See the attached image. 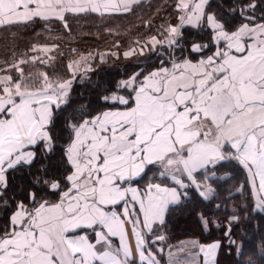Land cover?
<instances>
[{
    "label": "snow or ice",
    "instance_id": "6c2138e0",
    "mask_svg": "<svg viewBox=\"0 0 264 264\" xmlns=\"http://www.w3.org/2000/svg\"><path fill=\"white\" fill-rule=\"evenodd\" d=\"M139 3L0 0V26L34 18L63 21L66 13L129 12ZM208 5L209 0H178L179 23L165 27L163 39L153 35L148 43L153 49L166 43L174 50L181 47L185 26L207 27L216 46L211 55L197 62L173 58L171 67L160 61L142 80L140 72L121 80L118 87L128 89L127 95L101 99L126 107L66 123L58 164L42 165L11 199L12 172L25 167L31 172L41 153L53 158L57 137L51 133L68 101L71 81H49L47 76L34 81L19 68V79L0 76V201L6 212L11 206V228L0 235V264H137V257L138 264H162L151 246L165 241L159 229L170 206L181 204L189 189L209 199L215 192L210 177L230 161L246 170L255 210L264 212V23L241 22L233 30L207 11ZM240 15L255 19L243 9ZM208 48L193 44L189 56ZM50 171L60 175L49 176ZM140 181H145L143 187L132 186ZM120 204L122 212L116 209ZM238 219L231 216L224 232L230 246L236 245L231 223ZM126 224L132 226L134 247ZM220 246V241L198 246L203 264H215Z\"/></svg>",
    "mask_w": 264,
    "mask_h": 264
},
{
    "label": "trees",
    "instance_id": "16d2710c",
    "mask_svg": "<svg viewBox=\"0 0 264 264\" xmlns=\"http://www.w3.org/2000/svg\"><path fill=\"white\" fill-rule=\"evenodd\" d=\"M176 4L177 0H144L133 5L129 12L67 13L63 21L34 19L0 26V74L19 79L22 71L34 81L40 76H47L49 81H71L68 101L62 105V113H57V126L51 133L57 137L54 140L55 151L50 154L53 158L49 160L41 153L31 172L27 167L12 172L9 180L14 193L10 192L9 199L13 194L18 195L42 165L55 167L58 164L63 142L67 139L66 123L90 119L100 112L123 107L114 101L105 103L101 99L104 95H127V89L118 87L121 80L130 78L137 71L141 73L139 78H142L158 67L160 61L169 66L173 58L197 61L201 56L212 53L215 45L210 43L211 30L207 27L193 29L185 26L179 38L181 47L174 50H170L167 44H157L153 49L148 43L153 35L163 39L162 30L178 23ZM251 4L255 5L254 9L247 7ZM231 8L236 9L234 14L229 13ZM241 9L255 19L246 20L240 15ZM206 10L215 12L233 30L241 22L256 24L264 20V0H209ZM196 43L208 44L209 48L202 54L193 53L189 56L192 45ZM43 45L54 46L51 58L45 60L38 57L35 61H27L28 56H34L32 49ZM138 49L141 54H136ZM128 50L133 55L125 57L124 53ZM81 55H87L89 59L81 69L75 70L72 63ZM16 58L26 61L20 64V72L15 66L2 68ZM54 175L59 176L60 173L49 172V176ZM208 182L215 189L209 199L204 200L193 189H189L188 197L183 198L181 204L170 206L166 222L159 229L165 241H157L151 250L162 264H169L168 254L184 247L182 242H189L185 240L195 241L198 245L220 241L215 264H248L249 259H253V264H264V254H261L264 248V212L254 209L246 170L235 161L225 162L217 166V175L210 177ZM144 183L140 181L136 184L143 187ZM201 213L208 221L207 228L202 223ZM10 214L11 206L6 212L0 201V235L5 229L10 230ZM233 215L239 219L231 223V236L236 245L230 246L224 232ZM157 248H162V251L158 252Z\"/></svg>",
    "mask_w": 264,
    "mask_h": 264
},
{
    "label": "rangeland",
    "instance_id": "374dc122",
    "mask_svg": "<svg viewBox=\"0 0 264 264\" xmlns=\"http://www.w3.org/2000/svg\"><path fill=\"white\" fill-rule=\"evenodd\" d=\"M166 44V43H165ZM151 45V44H150ZM152 46V45H151ZM34 49L35 50H33L32 49V52H34V56L32 57V56H28L27 57V61H29V62H32V61H35V59L36 58H38V57H43V59H45V60H47V59H49V57L51 58V56H50V53H52V51L55 49L54 48V46H50V45H46V46H38V47H34ZM136 49V48H135ZM138 51V53H136V54H141L140 53V51L141 50H137ZM101 57H104V55H101ZM89 59V56H87V55H81V56H79L78 58H76L74 61H73V63H72V65H73V67H74V69L75 70H78V69H81L82 67H83V65L87 62V60ZM22 59H17L16 58V60H14V62H11V63H9V64H11V65H9V64H6L5 66H3L2 68H5V67H10V66H15V68H19L20 69V61H21ZM41 61H43V60H41ZM171 65V64H170ZM170 65L168 66V67H170ZM161 66V64H159V66L158 67H160ZM158 67H156V68H158ZM156 68H154V69H156ZM153 69V70H154ZM17 70V69H16ZM18 72H20V71H18ZM137 72H139V71H137ZM135 74V73H134ZM133 74V75H134ZM4 75H8V74H0V76H4ZM143 78V77H142ZM40 79V80H39ZM39 79H36V81H43L44 80V77L43 76H40V78ZM139 79H141V78H139ZM35 80V79H34ZM127 91H128V89H127ZM253 191H252V197H253ZM253 204H254V209H255V203H256V195H254V197H253ZM259 211V210H258ZM185 241H189V242H182L183 243V245H185L184 247H181L180 249H178V250H174V251H172V253H181V255H189L190 253H198L199 252V245L198 244H196V246H193L192 245V242H190V241H192V240H185ZM172 257H174L173 255H171ZM193 261V259L191 260V261H188L187 262V264H191V262Z\"/></svg>",
    "mask_w": 264,
    "mask_h": 264
},
{
    "label": "crops",
    "instance_id": "0c3cea01",
    "mask_svg": "<svg viewBox=\"0 0 264 264\" xmlns=\"http://www.w3.org/2000/svg\"><path fill=\"white\" fill-rule=\"evenodd\" d=\"M140 1H144V0H140ZM177 2H178V0H177ZM121 12H123V11H121ZM109 14V13H120V12H115V11H111V12H109V11H104V10H101V12H98L97 14ZM67 14V13H66ZM73 14H76V13H73ZM34 19H40V18H34ZM33 19V20H34ZM40 20H42V19H40ZM48 20H60V19H58V18H55V17H51V18H49ZM43 21H46V20H43ZM178 23H179V21H178ZM177 23V24H178ZM259 23H264V20L262 21V22H259ZM259 23H256V24H259ZM14 24H16V23H14ZM252 25H254V24H252ZM187 27H190V26H187ZM216 47V46H215ZM215 50V48L213 49V51ZM128 51H130V50H128ZM127 51V52H128ZM212 54V53H211ZM210 54V55H211ZM193 61V60H192ZM198 61V60H197ZM197 61H193V62H197ZM170 67H171V65H170ZM141 80H142V78H141ZM126 106H124L123 105V107H121V108H116V109H110V110H113V111H115V110H123L124 108H125ZM108 111V110H107ZM186 179V178H185ZM133 187H139L135 182L133 183V185H132ZM257 188H258V181H257ZM251 191H252V186H251ZM253 197H254V195H253ZM253 197H252V199H253ZM129 199H130V197H129ZM254 202V201H253ZM116 209L118 210V211H121L122 212V209H123V204H120V205H117L116 206ZM136 211L138 212L139 211V209H138V206L136 207ZM125 227H126V231L128 232V235H129V243H130V246H132V247H134L135 246V240H134V238H132V236H131V228H132V226H131V224H126L125 225ZM10 228H11V225H10ZM114 242L115 243H119L118 242V239H114ZM211 243H213V242H211ZM208 244H210V243H208ZM205 245H207V244H205ZM171 253V255H173L174 257H172V256H169V254H168V257H169V264H172V261L173 260H175V261H178L179 262V264H187V262L188 261H191L192 259H194L195 260V264H203V262H204V257H203V254L202 253H200V252H196V253H190L189 255H181V253H172V252H170ZM137 264H138V257H137Z\"/></svg>",
    "mask_w": 264,
    "mask_h": 264
}]
</instances>
